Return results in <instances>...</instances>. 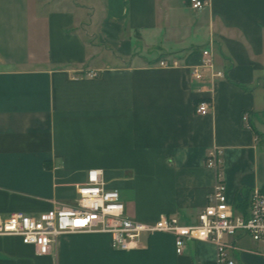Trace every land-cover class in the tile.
Returning <instances> with one entry per match:
<instances>
[{"label":"crops","instance_id":"obj_1","mask_svg":"<svg viewBox=\"0 0 264 264\" xmlns=\"http://www.w3.org/2000/svg\"><path fill=\"white\" fill-rule=\"evenodd\" d=\"M204 49L225 78L192 76ZM214 148L234 204L264 187V0H0V215L74 206L101 168L129 218L193 225L217 181ZM225 241L235 264H264L263 242ZM216 251L187 239L178 254L169 233L121 250L91 232L40 255L0 236V264H212Z\"/></svg>","mask_w":264,"mask_h":264},{"label":"built area","instance_id":"obj_2","mask_svg":"<svg viewBox=\"0 0 264 264\" xmlns=\"http://www.w3.org/2000/svg\"><path fill=\"white\" fill-rule=\"evenodd\" d=\"M188 1L194 10H201L209 4V0ZM159 65L174 68L182 64L178 59H162ZM191 73L196 80L204 79L207 74L213 78L226 77L222 70L216 68L208 49L202 51L201 61L191 68ZM87 76L97 77L98 72L90 71ZM210 107L209 100H199L196 113L206 115ZM248 119L249 116L244 114L243 120ZM219 154L220 151L214 148L207 155V166L217 169V181L207 205L198 214L196 224H183L177 217L167 215L153 223L129 218L120 192L108 187L103 169L94 168L88 171L86 181L77 186L76 205H61L38 216L24 212L0 215V236L19 237L24 244L34 245L40 255H46L63 234L110 233L116 248L130 250L139 247L143 234L169 233L175 237L178 254L184 252L187 239L209 241L217 249L212 264H235L231 252L233 245L225 241L226 235L243 233L264 243V187L251 191L246 212L236 208L226 192Z\"/></svg>","mask_w":264,"mask_h":264},{"label":"trees","instance_id":"obj_3","mask_svg":"<svg viewBox=\"0 0 264 264\" xmlns=\"http://www.w3.org/2000/svg\"><path fill=\"white\" fill-rule=\"evenodd\" d=\"M234 206L236 208H238L239 210H242L243 212L247 211V207H248V200H244L243 203L241 204H234Z\"/></svg>","mask_w":264,"mask_h":264},{"label":"rangeland","instance_id":"obj_4","mask_svg":"<svg viewBox=\"0 0 264 264\" xmlns=\"http://www.w3.org/2000/svg\"><path fill=\"white\" fill-rule=\"evenodd\" d=\"M238 212V211H237Z\"/></svg>","mask_w":264,"mask_h":264}]
</instances>
